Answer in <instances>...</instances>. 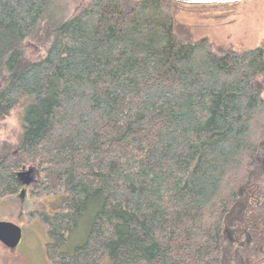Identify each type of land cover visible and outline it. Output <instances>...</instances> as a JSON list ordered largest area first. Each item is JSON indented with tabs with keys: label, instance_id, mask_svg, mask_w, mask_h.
<instances>
[{
	"label": "trees",
	"instance_id": "1",
	"mask_svg": "<svg viewBox=\"0 0 264 264\" xmlns=\"http://www.w3.org/2000/svg\"><path fill=\"white\" fill-rule=\"evenodd\" d=\"M80 2L14 72L49 0H0V121H24L14 149L0 142V199L31 165L34 196L62 195L38 216L54 264H228L223 217L264 139L259 51L182 41L173 0Z\"/></svg>",
	"mask_w": 264,
	"mask_h": 264
},
{
	"label": "rangeland",
	"instance_id": "2",
	"mask_svg": "<svg viewBox=\"0 0 264 264\" xmlns=\"http://www.w3.org/2000/svg\"><path fill=\"white\" fill-rule=\"evenodd\" d=\"M82 7L80 0H49L48 7L43 19L31 38H27L22 43V56L17 63L14 72L20 71L31 61L40 58L46 51L49 44L52 28L63 22L67 17L77 12ZM208 14L205 10H197L187 4L178 3L173 8L176 33L184 42L194 43L200 38H206L213 44L215 49L226 50L231 46L235 48H253L260 46L264 40V3L259 13H255L252 20L253 35L242 38L241 44L238 38L237 44H231V39L225 38L227 34L222 31L218 23L214 20L209 22ZM211 14V13H209ZM195 18L197 21L193 22ZM263 21L261 30L262 38L259 34V26ZM240 25V24H239ZM218 26L216 29L215 27ZM252 28V27H251ZM225 34V35H223ZM237 54L241 53L240 49ZM23 115L21 112H13L12 115L0 121V142L11 146L12 149L18 142ZM32 171V182L22 185L19 193L10 197L0 199V222H11L22 230V237L18 246L14 249L4 247L0 243V264H54L47 257L45 244L48 241L46 228L38 216L51 214L61 207L62 195H33L34 185L42 180L41 171L35 166H29ZM89 226L88 217L79 222L75 231L70 235L64 251L72 253L76 246L81 244L86 237ZM100 264H114L111 259L104 255Z\"/></svg>",
	"mask_w": 264,
	"mask_h": 264
},
{
	"label": "flooded vegetation",
	"instance_id": "3",
	"mask_svg": "<svg viewBox=\"0 0 264 264\" xmlns=\"http://www.w3.org/2000/svg\"><path fill=\"white\" fill-rule=\"evenodd\" d=\"M264 0H242L227 3L187 4L197 10H205L209 22L218 23V31L227 34L231 44H241L242 38L253 35L252 20L259 13ZM211 13V14H209ZM193 22L197 21L195 18ZM240 24V25H239ZM263 21L259 26L262 36ZM216 26L215 29L218 27ZM252 27V28H251ZM223 34V35H225ZM240 38L236 43L235 40ZM206 39L200 38L199 40ZM197 40V41H199ZM195 41V42H197ZM213 45V44H212ZM214 47V46H213ZM215 49V47H214ZM258 50L261 68L256 75L260 100H264V40L253 48H235L216 52L223 55H235L237 50ZM257 166L251 174V182L241 188L237 198L223 217L222 240L228 264H264V139L258 144Z\"/></svg>",
	"mask_w": 264,
	"mask_h": 264
},
{
	"label": "water",
	"instance_id": "4",
	"mask_svg": "<svg viewBox=\"0 0 264 264\" xmlns=\"http://www.w3.org/2000/svg\"><path fill=\"white\" fill-rule=\"evenodd\" d=\"M83 2H89L91 0H81ZM139 1V0H130ZM182 4H208V3H227L236 2L242 0H173ZM17 178L21 183V186L28 185L32 182V171L29 169H22L17 172ZM22 237V230L17 225L11 222H0V243L9 249H14L18 246Z\"/></svg>",
	"mask_w": 264,
	"mask_h": 264
}]
</instances>
